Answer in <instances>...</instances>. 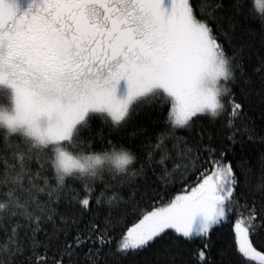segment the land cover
<instances>
[{"label":"snow or ice","instance_id":"snow-or-ice-1","mask_svg":"<svg viewBox=\"0 0 264 264\" xmlns=\"http://www.w3.org/2000/svg\"><path fill=\"white\" fill-rule=\"evenodd\" d=\"M261 3L264 0H257ZM60 32L77 38L73 53L62 55L57 50L51 37ZM232 77L223 45L210 24L197 18L190 0H28L26 10L21 0H0V85H9L15 97L10 126L27 127L39 140V144L30 142L27 151L13 150L10 157L0 156L4 250L9 254L20 251L23 232L32 242L30 264H68L75 250L88 243L98 246L89 250V264H96L99 249L113 243L107 221L103 229L92 222L55 252L47 242L37 251L41 242L36 235L43 231L42 225L55 223L49 204L66 178L77 177L83 182L78 204L87 210L95 192L93 182L100 177L70 174L66 159L61 161L65 169L61 174L52 160L54 188L42 172L32 171V150L54 151L71 143L94 115L119 126L140 101L152 97L171 104L172 127L186 128L198 115L218 116L225 108L222 97L228 91L222 82ZM122 82L126 88L123 99L118 98ZM41 84L54 90L52 99L40 91ZM240 108L239 103H232V115ZM53 115L57 122L41 129L39 122L51 120ZM155 150L162 156L154 161L150 152L146 156L149 166L164 165L171 151L177 158L183 155L178 143L171 150L158 143ZM236 185L231 165L211 161L196 186L166 205L152 206L127 227L116 241L117 250L143 249L169 230L187 239L207 237L236 210ZM44 197L48 200L42 203ZM95 200L101 203L99 196ZM257 219L264 221V216L250 208L247 216L235 219L233 231L242 257L264 264V252L251 240ZM259 227L264 228V223ZM198 259L205 261V251L198 252Z\"/></svg>","mask_w":264,"mask_h":264},{"label":"trees","instance_id":"trees-1","mask_svg":"<svg viewBox=\"0 0 264 264\" xmlns=\"http://www.w3.org/2000/svg\"><path fill=\"white\" fill-rule=\"evenodd\" d=\"M190 3L197 18L213 28L229 58L233 77L223 97L225 108L216 117L198 115L186 128L172 127L171 104L162 97L140 101L119 126L112 125L107 118L92 116L88 126L81 127L71 143L63 144L64 148L79 153L122 146L134 154V163L124 172L103 171L100 180L93 182L95 192L87 210L78 204L83 197V182L77 177L66 178L49 204L55 223L42 225L43 231L36 235L41 242L37 251H42L47 242L55 252L92 222L103 229L107 221L113 243L99 249L96 264H261L237 251L233 223L239 216H247L248 209L253 207L259 216H264V3L257 4V0H190ZM7 100L2 96L0 102L8 103ZM232 103L241 105L235 115ZM158 143L169 150L178 143L183 155L177 158L176 152L171 151V158L164 165L149 166L146 156L150 152L154 161L162 156L160 150L153 151ZM29 149L30 142L22 135H8L0 130V156L10 157L13 150ZM53 157L51 148L32 150L30 167L33 172H42L55 188ZM211 161L231 165L236 177L237 203L233 204L236 210L228 219L214 226L207 237L187 239L169 230L143 249L127 253L117 250L116 241L127 227L152 206L166 205L177 194L195 186L200 173L210 169ZM97 196L100 204L96 203ZM47 200L44 197L41 202ZM261 223L264 221L257 219V230L251 240L258 251L264 252ZM19 242L20 251L9 254L4 250L6 234L0 229V261L30 264L32 242L23 232ZM97 247L88 243L77 248L68 264H89V250L95 251ZM200 250L206 253L202 262L198 259Z\"/></svg>","mask_w":264,"mask_h":264},{"label":"clouds","instance_id":"clouds-1","mask_svg":"<svg viewBox=\"0 0 264 264\" xmlns=\"http://www.w3.org/2000/svg\"><path fill=\"white\" fill-rule=\"evenodd\" d=\"M54 44L57 45V50L62 54L73 53L75 51L77 38L66 33H57L51 37ZM40 91L47 99L54 97V90L47 84L39 86ZM10 103L0 102V130H4L6 134H19L31 143L39 144V140L33 135L27 127H12L10 120L15 116V97H9ZM57 122V117L53 115L51 120L43 119L39 122L41 129H46L50 124ZM54 163L60 168L61 174H64L62 160H67L71 167L68 169L72 175L89 177L95 174L97 177L103 171L115 170L124 172L128 169L135 160L134 154L125 147H114L106 151L79 152L73 153L68 149L61 147L54 150ZM61 153L63 156H61Z\"/></svg>","mask_w":264,"mask_h":264},{"label":"rangeland","instance_id":"rangeland-1","mask_svg":"<svg viewBox=\"0 0 264 264\" xmlns=\"http://www.w3.org/2000/svg\"><path fill=\"white\" fill-rule=\"evenodd\" d=\"M25 7L24 8H26L27 6L26 5H24ZM223 83V86L226 88V89H229V84H228V82H222ZM2 90H5V91H2ZM156 91H163L162 89H157ZM228 92V91H227ZM12 95H14V90L9 86V85H0V100H1V97L2 96H6V98L8 99L7 101H8V103H10V101H9V97H11ZM125 95H126V88H125V86H124V84H123V82L121 83V85H120V89H119V92H118V98H121V99H123L124 97H125ZM225 96V95H224ZM223 96V97H224ZM223 97H222V100H223ZM63 147H64V145H63ZM196 186V185H195ZM184 192H181V193H179V194H177V195H181V194H183ZM176 195V196H177ZM175 196V197H176ZM235 222V221H234ZM233 225H234V223H233ZM256 262H259V263H261V261H259L258 259L257 260H255Z\"/></svg>","mask_w":264,"mask_h":264},{"label":"flooded vegetation","instance_id":"flooded-vegetation-1","mask_svg":"<svg viewBox=\"0 0 264 264\" xmlns=\"http://www.w3.org/2000/svg\"><path fill=\"white\" fill-rule=\"evenodd\" d=\"M21 3H22V5H23V9L26 10V8H24V7H25L24 5L27 6V4H28V0H21Z\"/></svg>","mask_w":264,"mask_h":264}]
</instances>
